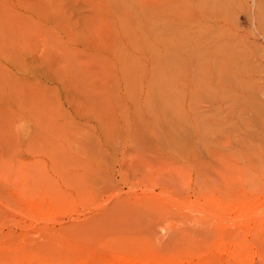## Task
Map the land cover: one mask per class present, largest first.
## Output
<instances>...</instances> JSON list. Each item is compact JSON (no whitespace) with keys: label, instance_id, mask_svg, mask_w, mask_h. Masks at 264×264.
Masks as SVG:
<instances>
[{"label":"rangeland","instance_id":"obj_1","mask_svg":"<svg viewBox=\"0 0 264 264\" xmlns=\"http://www.w3.org/2000/svg\"><path fill=\"white\" fill-rule=\"evenodd\" d=\"M0 264H264V0H0Z\"/></svg>","mask_w":264,"mask_h":264}]
</instances>
